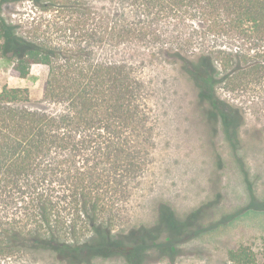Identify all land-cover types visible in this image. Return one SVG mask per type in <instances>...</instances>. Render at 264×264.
<instances>
[{
	"label": "rangeland",
	"instance_id": "obj_1",
	"mask_svg": "<svg viewBox=\"0 0 264 264\" xmlns=\"http://www.w3.org/2000/svg\"><path fill=\"white\" fill-rule=\"evenodd\" d=\"M3 15L28 41L56 50L58 63L64 54L79 55L76 65L88 78L107 68L127 77L130 88L122 97L133 114L115 125L132 162L98 166L108 194L97 222L127 237L160 225L161 206L179 220L205 208L194 230L168 249L157 246L169 235L152 234L142 264H229L227 251L240 244L259 255L264 244V70L249 73L233 89L235 76H228L237 66L234 56L242 60L239 67L246 66L264 52L262 46L243 42L224 24L213 26L199 4L188 0H46L44 8L20 1L5 6ZM201 54H209L218 69L216 95L243 116L234 147L219 125L203 118L196 90L180 69L181 58L194 61ZM52 73L51 66L33 65L21 79L12 62L0 57V92L4 86L27 89L29 109L60 113L64 106L46 99ZM103 137L102 145L120 142ZM85 159L75 161L84 165ZM54 185L59 197L64 189ZM87 232L79 229L76 237L86 238ZM0 264L60 261L48 251L5 250ZM90 264L126 263L113 257Z\"/></svg>",
	"mask_w": 264,
	"mask_h": 264
},
{
	"label": "trees",
	"instance_id": "obj_2",
	"mask_svg": "<svg viewBox=\"0 0 264 264\" xmlns=\"http://www.w3.org/2000/svg\"><path fill=\"white\" fill-rule=\"evenodd\" d=\"M20 1L36 8L46 4V0H0V57L12 62L13 72L21 79L29 76L33 65L51 66L46 99L64 109L60 113L29 109L27 89L4 86L0 92V252L48 251L60 264H90L94 259L113 257L122 258L126 264H142L152 234L169 235L168 242L157 246L161 251L168 249L182 234L194 230L193 222L205 208L179 220L168 207L161 206L159 227L148 232L132 231L127 237H118L97 222L108 194L103 187L106 175L98 166L132 162L123 140L117 137L120 127L115 125L132 117L133 110L122 97L130 85L127 77L110 68L88 78L76 65L79 55L64 54L62 63H58L61 59L56 50L19 35L17 27L4 17L3 9ZM188 1L199 4L202 15L213 26L224 24L243 42L264 49V0ZM234 58H238L237 66L228 76H235L230 79L232 89L249 73L264 70V52L242 67L241 58ZM180 69L196 90L203 118L219 125L226 140L236 146L243 116L216 95L219 72L214 59L209 54L198 55L194 61L181 58ZM96 87L100 88L97 92L92 89ZM108 135L120 142L102 145L103 136ZM63 155V161L55 160ZM83 156L86 162L79 165L75 159ZM46 158H53V162L46 163ZM54 183L64 189L59 197ZM85 228L88 235L78 239L77 232ZM65 236L71 240L62 238ZM226 258L229 264H264V244L259 255L240 244L229 249Z\"/></svg>",
	"mask_w": 264,
	"mask_h": 264
}]
</instances>
